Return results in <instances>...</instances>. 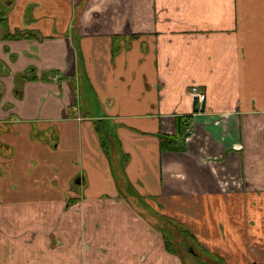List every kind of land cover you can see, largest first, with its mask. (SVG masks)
Instances as JSON below:
<instances>
[{
	"label": "crops",
	"instance_id": "obj_1",
	"mask_svg": "<svg viewBox=\"0 0 264 264\" xmlns=\"http://www.w3.org/2000/svg\"><path fill=\"white\" fill-rule=\"evenodd\" d=\"M3 10L0 264H191L166 250L139 198L202 252L264 264V0ZM185 115L183 150L162 151ZM98 120L127 155L122 185Z\"/></svg>",
	"mask_w": 264,
	"mask_h": 264
},
{
	"label": "trees",
	"instance_id": "obj_2",
	"mask_svg": "<svg viewBox=\"0 0 264 264\" xmlns=\"http://www.w3.org/2000/svg\"><path fill=\"white\" fill-rule=\"evenodd\" d=\"M4 11V10H3ZM0 12V27L5 26V11ZM13 37H19L20 35L29 36V32H19L15 31L14 34H10ZM21 79V78H20ZM96 128L100 134L101 143L102 146L107 150V153L110 155V158L112 160L111 166L112 171L115 174L116 179L118 180V184L120 183L122 185V181H124L125 173H124V164L127 160V155L122 153L120 151L118 144L115 141V138L111 134L110 130L108 129L107 125L103 124L101 121H95ZM189 126V115L185 116H178L176 117V127L175 132L172 135H160L159 136V146L162 151H182L183 150V144L185 142V137L189 135L188 131ZM0 147L2 145L0 144ZM112 156V157H111ZM166 223V225H170L172 230L171 232H176L181 235L182 241L181 246L183 248H189L190 250L195 251V248L202 250L197 245L196 238L188 231L186 230L180 223L167 218L165 216H161ZM164 243L165 248L169 252L179 255L178 250L173 246L166 236V233L164 232ZM194 244L195 247L192 245ZM187 245V246H186ZM204 254L205 259L201 258L200 254H193L198 256L200 261V264H228L224 261L223 258L216 256L214 254L208 253V252H202ZM250 264H262V263H250Z\"/></svg>",
	"mask_w": 264,
	"mask_h": 264
},
{
	"label": "rangeland",
	"instance_id": "obj_3",
	"mask_svg": "<svg viewBox=\"0 0 264 264\" xmlns=\"http://www.w3.org/2000/svg\"><path fill=\"white\" fill-rule=\"evenodd\" d=\"M137 203H138V206H139V210L141 211V214L144 217L148 218L149 222L151 224L156 225V227H157L156 229L161 232L162 237H164V232L166 233V236L170 240L171 244L173 246H175V248L178 250V253H179V255L181 257L185 258V260H187L191 264H195L194 263L195 262V258H199L198 256L197 257L193 256L192 255L193 252H194V254H197V255L200 254V256H202L201 258L205 259L204 254L200 250L195 248V251L192 252V250H191V252H190V249L188 247L187 248H183L181 246V241H182L181 235L176 233V232H171V230H172L171 226L170 225L169 226L166 225V223L164 222V220L161 217V215H158V214L154 213L152 211V209L150 208V206H148L149 204H147V202L144 199L139 198L137 200ZM15 218L18 221L20 220V217L18 219V217L15 216ZM24 222H26V221H24ZM192 245L195 247L194 244H192ZM198 264H200V263L198 262Z\"/></svg>",
	"mask_w": 264,
	"mask_h": 264
},
{
	"label": "built area",
	"instance_id": "obj_4",
	"mask_svg": "<svg viewBox=\"0 0 264 264\" xmlns=\"http://www.w3.org/2000/svg\"><path fill=\"white\" fill-rule=\"evenodd\" d=\"M190 94L195 105L204 102L206 98L205 93L195 85L190 87Z\"/></svg>",
	"mask_w": 264,
	"mask_h": 264
}]
</instances>
